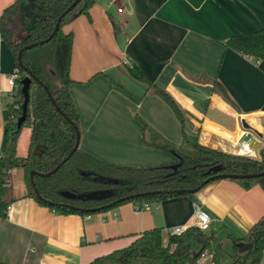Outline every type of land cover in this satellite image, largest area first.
Wrapping results in <instances>:
<instances>
[{"label":"crops","instance_id":"crops-1","mask_svg":"<svg viewBox=\"0 0 264 264\" xmlns=\"http://www.w3.org/2000/svg\"><path fill=\"white\" fill-rule=\"evenodd\" d=\"M13 2L0 0V16ZM258 29H264V0H94L88 14L62 27L73 36L68 90L79 114V147L117 165L174 163V155L142 140L143 124L171 143L182 140L180 122L156 93L159 88L183 109L188 134L218 149L253 155L237 139L243 118L262 134L264 147V58L245 56L224 41ZM13 31L15 39L22 36L19 28ZM133 66L143 78L130 73ZM14 68L13 53L2 41L0 153L13 99L7 75ZM216 82L228 102L215 90ZM14 170L19 171L12 169L11 178ZM13 195L0 218V261L6 264H87L155 227L166 243L170 228L193 224L194 204L210 217L206 233L232 252L231 237L244 238L264 215V188L241 178L210 180L191 194L141 210L127 202L89 215L56 213L26 196L24 183L23 189L13 184ZM230 254L223 258L210 248L200 261L210 263L216 255L228 263Z\"/></svg>","mask_w":264,"mask_h":264},{"label":"trees","instance_id":"trees-1","mask_svg":"<svg viewBox=\"0 0 264 264\" xmlns=\"http://www.w3.org/2000/svg\"><path fill=\"white\" fill-rule=\"evenodd\" d=\"M74 1L15 0L1 13L0 32L3 42L13 53L19 78L15 81L13 99L7 104L9 117L0 153V218L6 216L8 206L15 200L11 178V170L15 168L23 171L26 196L35 198L56 213L81 215L107 211L127 202L152 205L170 197L188 195L193 192L175 190L196 191L207 183L205 180L209 176L218 173L245 175L264 171L263 150L259 159L232 155L200 142L198 134H188L184 130L183 109L159 88L156 93L180 122L182 140L179 144L171 143L147 124L142 127V140L148 146L174 155V163L153 166L112 164L84 151L79 144L65 159L76 142L79 114L68 90L72 82L69 66L73 36L71 32H64L62 27L77 16L88 14L94 3V0H78L68 10ZM59 17L58 29L49 40L24 48L48 38ZM14 28L22 32L19 39L13 37ZM224 44L245 56L263 59L264 29L234 34ZM129 70L137 78L144 77L135 66ZM27 75L31 76V81L26 117L17 126L23 102L21 79ZM45 87L62 113L52 104ZM215 90L226 102L229 101L220 83H215ZM23 126L30 131L28 152L19 156L17 139ZM63 159L65 161L53 173L34 174L30 180L32 170L49 172ZM217 165L221 169L211 171ZM241 179L245 182L255 180L264 188V175ZM212 240L211 233L189 225L181 235H169L167 242L163 243L161 230L155 227L134 234L128 245L96 256L87 264H201L200 259L210 252ZM231 241L233 249L228 263L212 255L207 264H259L264 253V215L250 228L247 236H232ZM0 264L6 263L0 261Z\"/></svg>","mask_w":264,"mask_h":264},{"label":"water","instance_id":"water-1","mask_svg":"<svg viewBox=\"0 0 264 264\" xmlns=\"http://www.w3.org/2000/svg\"><path fill=\"white\" fill-rule=\"evenodd\" d=\"M78 0H75L71 6L68 8V10L73 7L76 2ZM60 18L59 17L57 19V22L55 24V27L52 31V33L50 34V36L46 39H43V40H40L39 42H35V43H31L29 45H26L24 48L25 49H29L35 45H37L38 43H43L47 40H49L53 35L54 33L56 32V30L58 29V26H59V21H60ZM20 55H21V51L18 52V60L20 59ZM30 81H31V76L30 75H27V76H24L22 79H21V93L23 95V102H22V112H21V115L17 118L16 120V123H17V126H20L21 123L24 121L25 117H26V110H27V104H28V100H29V84H30ZM45 90L52 102V104L55 106V108L61 112V110L59 109V107L55 104L54 100L52 99V97L50 96V93L49 91L47 90V88L45 87ZM62 113V112H61ZM240 123H241V126L243 128V132L242 134L240 135V137L237 139V143L238 145H241V144H247V146L253 151V156H259V149L261 147V141H260V137L262 136V134L258 131H256L254 128L251 127V125H249L245 119L241 118L240 119ZM76 128V127H75ZM77 130V128H76ZM79 144V132L77 130V135H76V142H75V145L73 147V149L71 150V152L67 155V157L65 159H67L71 154L72 152L77 148ZM238 147V146H236ZM225 152H227L226 150H224ZM37 152V150H36ZM40 153V151H38ZM65 159H63L53 170L49 171V172H46V173H39L37 172L36 170H32L30 172V180L32 181V176L34 174H39V175H49L51 173H53L64 161ZM221 169V166L220 165H217V166H214L211 171H219ZM260 175H264V171L263 172H260V173H255V174H245V175H242V174H229V173H218V174H214V175H211L209 176V178H207L205 180V182H208L210 180H214V179H217V178H252V177H257V176H260ZM175 191H178V192H181V191H186V192H195V190H181V189H177ZM130 196L126 197V198H129ZM81 211H89L90 209H80Z\"/></svg>","mask_w":264,"mask_h":264},{"label":"rangeland","instance_id":"rangeland-1","mask_svg":"<svg viewBox=\"0 0 264 264\" xmlns=\"http://www.w3.org/2000/svg\"><path fill=\"white\" fill-rule=\"evenodd\" d=\"M16 18V17H14ZM16 22V20L14 21ZM19 24V23H18ZM3 45L6 46V43L3 42ZM9 117V115H8ZM7 117V118H8ZM28 142H29V133H28V129L26 126H23L20 130V133L18 135V139H17V154L19 156H25L28 152ZM206 143V142H205ZM207 144H210V146H216L218 147L217 144H213V143H208ZM219 150H222L223 152L224 149H219ZM263 150L264 151V147H260L259 149V156H253V155H245V154H237V153H233V152H226V153H229V154H232V155H243V156H249V157H253V158H260V151ZM19 171L17 170H14L13 171V184H14V187L16 188H19L21 187V189H23V183H24V175H23V171H21L20 168H18ZM18 172H22L21 175L19 176L18 175ZM143 209V208H142ZM226 244L225 242L221 243L220 241H214V239L211 241L210 243V248L214 249V251L216 250L223 258H224V255H228L231 253V251L229 252L226 248ZM218 255V254H217ZM201 264L205 263V261H200Z\"/></svg>","mask_w":264,"mask_h":264},{"label":"built area","instance_id":"built-area-1","mask_svg":"<svg viewBox=\"0 0 264 264\" xmlns=\"http://www.w3.org/2000/svg\"><path fill=\"white\" fill-rule=\"evenodd\" d=\"M118 11H121V8H118ZM3 38L0 32V46L2 44ZM19 78V72L16 68H14L8 75H7V83L10 87L9 92L12 95L15 81ZM15 107L18 108V105L15 104ZM12 117V116H11ZM135 210H141L142 208L148 207V204H133ZM193 224L194 226L198 227L200 230L206 232L209 229V222L210 217L208 213L202 209L199 204H194V212H193ZM189 225H176L170 228L169 235H181Z\"/></svg>","mask_w":264,"mask_h":264}]
</instances>
